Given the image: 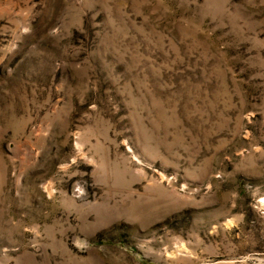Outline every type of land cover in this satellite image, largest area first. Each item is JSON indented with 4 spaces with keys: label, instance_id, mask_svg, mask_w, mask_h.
Returning <instances> with one entry per match:
<instances>
[{
    "label": "rangeland",
    "instance_id": "1",
    "mask_svg": "<svg viewBox=\"0 0 264 264\" xmlns=\"http://www.w3.org/2000/svg\"><path fill=\"white\" fill-rule=\"evenodd\" d=\"M0 264H264V0H0Z\"/></svg>",
    "mask_w": 264,
    "mask_h": 264
}]
</instances>
